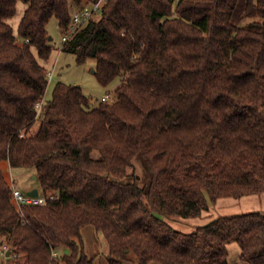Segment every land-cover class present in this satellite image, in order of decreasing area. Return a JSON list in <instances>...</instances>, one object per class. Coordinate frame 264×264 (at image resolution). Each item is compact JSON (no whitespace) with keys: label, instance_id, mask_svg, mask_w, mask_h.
I'll use <instances>...</instances> for the list:
<instances>
[{"label":"trees","instance_id":"obj_1","mask_svg":"<svg viewBox=\"0 0 264 264\" xmlns=\"http://www.w3.org/2000/svg\"><path fill=\"white\" fill-rule=\"evenodd\" d=\"M97 1L0 0V264H95L88 227L108 264H229L231 243L264 264V213L191 233L164 220L264 193V0H107L60 50L93 59L101 86L119 80L114 100L62 82L44 100L47 24L62 36ZM3 163L58 199L18 209Z\"/></svg>","mask_w":264,"mask_h":264},{"label":"rangeland","instance_id":"obj_2","mask_svg":"<svg viewBox=\"0 0 264 264\" xmlns=\"http://www.w3.org/2000/svg\"><path fill=\"white\" fill-rule=\"evenodd\" d=\"M24 4L19 2L16 6V14L8 23L12 26L14 34H17L18 23L25 10ZM47 30L50 37L53 38V44L56 46L52 51L48 61H42L48 71L52 72V77L49 79L48 87L44 95V100L51 98V93L54 85L57 82L75 85L82 89L85 96L91 99V106H96L100 103L103 96H108V100H114V89L119 84L116 80L109 87L101 86L96 80L93 70L95 68V61L93 59L87 60L82 65H77L75 56L72 53L62 52L61 33L57 25V21L52 18L47 24ZM36 127V126H35ZM36 129V128H35ZM4 175L8 181H15L18 187L23 192H28L33 188H38V185L33 181L32 175L28 173L24 175L21 170L10 169L5 163L2 164ZM135 172L141 174V169L136 165ZM24 181V186L21 183ZM236 200V201H235ZM237 202L234 205L230 202ZM245 204L241 199H221L217 204L211 205L208 211L203 212L200 216L195 218H182L179 216H172L164 220L169 223L176 230L183 233H191L197 227L205 225L206 223L222 216L236 215L240 213H247L246 211H253L249 208H244ZM252 209V208H251ZM83 241L85 246V253L88 257H94L95 264H108L107 256V242L101 233H96L93 228L88 227L83 231ZM6 249H2L4 252Z\"/></svg>","mask_w":264,"mask_h":264},{"label":"built area","instance_id":"obj_3","mask_svg":"<svg viewBox=\"0 0 264 264\" xmlns=\"http://www.w3.org/2000/svg\"><path fill=\"white\" fill-rule=\"evenodd\" d=\"M107 0H98L96 3L85 6L84 8L77 10L72 15V21L70 27L66 33L61 37V43H65L71 39V37L87 23L90 19L96 17L103 4ZM52 77V72L49 71L48 78ZM108 96L101 98V101H107ZM42 103L37 105L38 110H40ZM13 198L18 209H21L23 205H33V206H44L49 201L58 199V196L54 193H49L47 195H42L38 192L37 196H30L27 192H23L21 188H13ZM5 249V248H4Z\"/></svg>","mask_w":264,"mask_h":264},{"label":"crops","instance_id":"obj_4","mask_svg":"<svg viewBox=\"0 0 264 264\" xmlns=\"http://www.w3.org/2000/svg\"><path fill=\"white\" fill-rule=\"evenodd\" d=\"M24 8H25V6H24ZM39 62L42 66L45 67V65L43 64L42 61H39ZM13 170H21L22 172H24V175H27L28 173H30L29 171H27L25 169H13ZM21 184H22V186H24V181ZM227 199H233V198H227ZM240 199H241L242 203L245 204L244 208H249L250 210H253V211H246V212L258 211V212L264 213V193L260 194V195L245 196V197L239 198V200ZM230 203H233V204H229V205H234V203H237V202L232 201ZM227 250H228V256H227L228 263L229 264H241V260H240L241 250H240L239 245L237 243H231V244L227 245Z\"/></svg>","mask_w":264,"mask_h":264},{"label":"water","instance_id":"obj_5","mask_svg":"<svg viewBox=\"0 0 264 264\" xmlns=\"http://www.w3.org/2000/svg\"><path fill=\"white\" fill-rule=\"evenodd\" d=\"M49 40H51V37H49ZM93 72H94V70H93ZM36 178V176H33V179H35ZM27 194L28 195H30V196H37V194H38V189H36V188H34V189H32V190H29L28 192H27ZM7 256L9 255V252H7V254H6Z\"/></svg>","mask_w":264,"mask_h":264}]
</instances>
